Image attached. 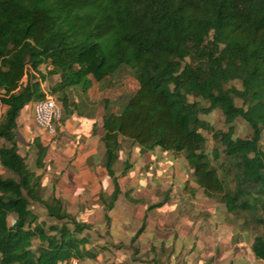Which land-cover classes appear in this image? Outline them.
<instances>
[{
    "label": "trees",
    "instance_id": "obj_1",
    "mask_svg": "<svg viewBox=\"0 0 264 264\" xmlns=\"http://www.w3.org/2000/svg\"><path fill=\"white\" fill-rule=\"evenodd\" d=\"M211 32L219 53L200 73L186 59L206 46ZM122 66L132 69L138 86L119 111L104 100L100 127L104 167L114 184L111 202L119 193L113 165L128 140L141 153L158 147L183 154L197 188L235 219L254 211L253 201L264 193V0H0V164L14 175L0 174V264H57L80 256L84 239L75 234L85 225L59 198L39 195L41 177L19 152L17 118L27 104L46 96L42 83L53 75L58 80L49 94L63 110L62 121L83 115L71 91L86 92L92 80L104 81ZM215 109L226 130L201 118ZM238 118L251 128L250 137L236 135ZM202 131L211 133L221 152L217 146L207 151ZM32 144L42 168L47 147L37 136ZM220 153L234 161L235 189L225 187L212 164ZM128 168L126 162L122 171ZM31 201L60 224L44 228L29 209ZM255 220L264 225V217ZM34 238L45 244L36 251ZM251 249L264 261V236L255 234Z\"/></svg>",
    "mask_w": 264,
    "mask_h": 264
},
{
    "label": "crops",
    "instance_id": "obj_2",
    "mask_svg": "<svg viewBox=\"0 0 264 264\" xmlns=\"http://www.w3.org/2000/svg\"><path fill=\"white\" fill-rule=\"evenodd\" d=\"M31 106L27 104L17 118L18 147L19 138L32 144L37 136L47 154L48 145L63 148L44 158L51 172L45 177L49 185L44 183L47 197L42 198H59L64 209L85 225L75 234L84 239L79 245L83 264H264L251 249L255 233L223 203L204 196L183 154L158 147L141 153L124 140L122 144L130 142L131 149L124 152L121 146L113 165L119 193L111 202L114 184L104 167L101 123L86 113H74L58 128V141L51 140L34 127ZM2 112L0 107V118ZM33 130L38 135L32 136ZM3 143L0 138V146ZM126 162L129 168L123 172L120 167ZM4 171L10 172L0 164L2 176ZM29 205L32 213L43 212L37 222L44 220V228L49 221L57 223L45 219V208ZM15 217L11 213L8 221L12 224ZM33 244L45 245L38 238L32 240V249Z\"/></svg>",
    "mask_w": 264,
    "mask_h": 264
},
{
    "label": "rangeland",
    "instance_id": "obj_3",
    "mask_svg": "<svg viewBox=\"0 0 264 264\" xmlns=\"http://www.w3.org/2000/svg\"><path fill=\"white\" fill-rule=\"evenodd\" d=\"M212 40H213V33L211 32L209 34L208 42L206 46L201 48L200 50L194 51L190 55V57L186 59V62L190 63L200 73L205 72L209 68V64L207 62L208 58L210 57L217 58V55L219 53L220 46L218 48L213 46ZM41 69H42L41 70L42 73H46L47 69L45 68V66L42 67ZM57 79L58 78L55 75L48 76L46 78V81L42 84L43 91L49 92L51 85H53V83ZM230 84L240 87L237 81L231 82ZM137 86H138V83L134 77V73L132 69L126 66H122L116 73H114L112 76L108 77L104 81L96 82L92 80V85L90 89H88L86 92H82L80 88L73 89L71 91V96L75 100L79 101L81 105L82 113H86L88 116L96 118L98 123H101V115L103 113L104 100L105 99L109 100L110 110L119 111L121 107L125 105L129 96L137 89ZM189 100L190 101L195 100V101L200 102L203 105H208V103L204 101L203 99H201L200 97L189 96ZM235 104L240 106L242 105V101L238 98H235ZM31 110H32V106H31ZM201 118L208 121L210 126L213 127L214 129H221V130L227 129V126L224 123V116L219 109H215L209 114L201 116ZM33 125L34 127H36L35 124ZM62 125H64V121H61L60 126ZM235 127H236L237 136L242 137V138L251 136V128L241 118H238L236 120ZM202 134L207 139L206 141L207 151H210L212 147L217 146L218 151L221 152L222 147L220 146V144L216 143L212 139L210 132L202 131ZM36 135H38L37 130L36 132L35 130H33L32 136H36ZM59 138L60 137H56V138H53V140L58 141ZM19 141H20L19 152L25 158V162L28 168L31 171H34L36 174L40 175L41 177L40 178L41 186L38 189V193L42 197H47L48 192H47L45 185L46 184L49 185L50 182L46 180V178L49 177L48 173H50L51 171L47 169L48 167L45 168V164L42 168L37 167L36 165L37 151L34 148L33 144L26 143L22 141L21 138H19ZM28 145L29 147H27ZM60 146L61 145L58 144L56 148H53V147H50V145H48L49 151L46 157L50 155L52 156L54 154L53 152H56V151L60 152L63 149V148L60 149ZM129 146H130V142H124L122 144L123 151L124 152L129 151L131 149V147ZM260 147L264 151V127L262 128ZM51 162L52 161L47 162L46 164L50 166ZM212 164L217 169L218 175L222 179V182L224 183L225 187L228 189H235L237 185V181L233 176L236 170L234 166V161L226 158L223 153H220V157L216 161L212 160ZM122 166L124 165L122 164L120 168H122ZM3 176H13V174L10 172L4 171ZM260 198L261 199H259L258 201H253L255 206L253 209L254 211L252 213L246 212V211L240 212L239 215L241 217L237 219H240V221H242L244 225L250 228L253 234L255 233V234L264 236V225L258 223L255 220L257 217H264V193L261 194ZM213 200L217 201L216 199H213ZM30 204H36L39 207L44 208L43 205H41L38 202L31 201ZM36 213H37L36 214L37 217L39 218V214L42 216L43 212L39 211ZM48 218L49 217L46 214L45 219L48 220ZM41 221H43L44 225H46V222H44V220H41ZM56 222L59 223L58 221ZM49 224H51V221H49ZM33 250L36 251L35 244H33Z\"/></svg>",
    "mask_w": 264,
    "mask_h": 264
},
{
    "label": "built area",
    "instance_id": "obj_4",
    "mask_svg": "<svg viewBox=\"0 0 264 264\" xmlns=\"http://www.w3.org/2000/svg\"><path fill=\"white\" fill-rule=\"evenodd\" d=\"M45 93V97L32 103L33 120L38 129L53 139L61 125L63 110L53 95L49 92ZM57 264H83V262L80 256L72 254L66 259L59 260Z\"/></svg>",
    "mask_w": 264,
    "mask_h": 264
}]
</instances>
